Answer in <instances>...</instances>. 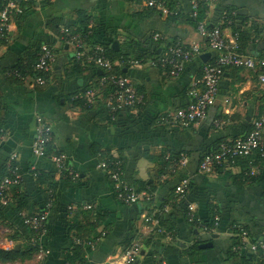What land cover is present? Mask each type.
<instances>
[{
	"label": "crops",
	"instance_id": "0c3cea01",
	"mask_svg": "<svg viewBox=\"0 0 264 264\" xmlns=\"http://www.w3.org/2000/svg\"><path fill=\"white\" fill-rule=\"evenodd\" d=\"M190 5V0H175L170 17L145 7L142 0H42L14 18L8 36L0 40V135L4 138L0 181L13 152L23 180L8 191V206L0 203V249L17 245L22 252L28 249L32 232L24 216L44 208L47 190L57 181L56 201L42 238L50 254L39 262L36 253L32 258L39 264L69 263L66 256L75 241L95 239L101 232L106 234L94 247L81 246L79 264L119 261L136 240L143 243L138 264H259L249 250L239 254L233 247L239 242L235 226L245 227L252 241H264V160L247 181L239 166L199 172L203 153L246 134L252 120L264 113V85L258 72L227 68L216 100L199 125L184 129L160 122L166 112L187 106L188 88L200 79L203 65L215 58L187 16L192 14ZM225 13L233 17L225 34H237L245 55L264 59V0H215L203 13V22L215 26ZM81 24L92 30L96 43L106 45L108 53L130 57L117 67L141 99L134 109H121L128 113H121L117 123H110L102 110L111 89L100 86L101 72L75 64L73 47L57 34L63 29L79 33ZM156 34L162 35L161 43L154 40ZM172 43L199 45L209 56L187 63L175 78L147 64H130L139 57L149 59L156 47L160 53ZM43 45L56 53L46 83L37 85L31 77L14 81L12 69L31 63ZM90 90L95 92L92 104ZM38 116L53 128L50 154L65 156L67 166L79 172V181L62 178L52 161L34 155ZM171 152L186 154L175 172L165 164ZM103 153L123 161L126 182L143 193L138 204L125 205L116 198L111 181L98 167L106 158ZM41 174L55 179H45L41 185ZM183 180L190 186L184 200L188 209L175 191ZM189 206L197 224L190 219ZM213 216L217 225L206 232L203 225ZM151 217L159 220L164 232L153 230ZM208 243L210 248L202 247Z\"/></svg>",
	"mask_w": 264,
	"mask_h": 264
},
{
	"label": "built area",
	"instance_id": "2783aa9c",
	"mask_svg": "<svg viewBox=\"0 0 264 264\" xmlns=\"http://www.w3.org/2000/svg\"><path fill=\"white\" fill-rule=\"evenodd\" d=\"M42 0H0V39L8 36L10 27L15 17L22 15L27 4L37 5ZM215 0H191L192 17H197L198 11L203 6L210 7ZM173 0H142L145 7L157 10L165 15L173 14L171 3ZM232 16L225 13L221 21L208 28L205 22L198 24V33L202 35L207 42V50L215 52V58L204 64L201 69V77L193 83L187 90L189 102L186 107L174 111L166 112L160 117V122L168 127L189 128L199 125L207 118L208 109L215 102L218 95L219 84L222 75L227 68H243L258 72V79L264 85V59H255L245 55L242 52L237 34L229 37L224 29L232 25ZM62 41L72 46L74 57L82 66L96 67L102 73L99 75V84L101 87H108L111 93L108 94L104 104L112 117L121 109L132 110L140 102V95L137 89L132 85L129 78L125 75L114 72V63L106 53V49L100 45L89 47L83 34L71 33L67 29L62 31ZM154 40L163 41L161 34H156ZM205 52L199 45L186 46L182 43H172L156 56L149 59L132 60L131 65L147 64L156 67L172 78L178 77L187 63L199 58ZM55 49L43 45L40 47L38 60L35 66L37 76L34 79L35 84L44 85L46 76L50 73L55 61ZM13 74L23 81L25 80L16 71ZM89 103L92 104L95 99V92L88 91ZM37 132L33 143V153L40 158H46L52 161L57 172L62 178L72 180L80 179L79 172L67 166L65 156L59 154H50L48 148L53 141V128L51 124L43 117L38 116ZM252 129L248 134H244L232 140L222 142L218 148L211 154L206 155L199 165V172L204 174L214 173L219 170L231 169L237 167L240 161L246 162L243 180L247 181L253 176L254 169L260 164L257 160L264 159V113L258 114L251 122ZM4 138L0 135V146ZM170 155H168V158ZM186 159V154H181L179 159H172L171 171L175 172ZM104 175L111 181L113 192L116 198L123 204L132 205L141 200L143 193L137 191L135 187L128 184L125 180V170L123 161L118 157H106L98 164ZM6 173L0 181V203L7 205L9 202L8 191L12 187H18L22 184L23 176L18 165V155L13 152L5 165ZM188 189V181L183 180L176 188V194L183 198ZM55 195L50 192L44 208L36 211L32 215L24 216V224L32 232L30 243L37 248V258L43 262L50 254V251L44 248L42 238L47 232V221L50 212L55 204ZM88 209L91 206H87ZM193 208L189 206L191 212ZM191 221H194L193 212L189 213ZM150 223L154 224L153 230L159 233L164 232L160 228L159 220L155 217L149 218ZM218 218L212 225H203L206 232L212 231L217 225ZM236 236L239 242L234 245L233 251L242 253L249 250L254 254L259 264H264V241H252L248 230L243 226H235ZM105 232L92 240L75 241L79 246L94 247L105 236ZM143 250V243L136 240L125 250L119 261L111 260L107 264H138ZM72 264V263H67Z\"/></svg>",
	"mask_w": 264,
	"mask_h": 264
},
{
	"label": "trees",
	"instance_id": "16d2710c",
	"mask_svg": "<svg viewBox=\"0 0 264 264\" xmlns=\"http://www.w3.org/2000/svg\"><path fill=\"white\" fill-rule=\"evenodd\" d=\"M173 4H175V0H173V2L171 3V8H172V5ZM33 7L34 6H32L30 4H27L26 7H25V11H24L23 14H25V12H27L30 9H32ZM190 7H191V5H190ZM206 9H207L206 6H203L202 8H200L199 11H198L197 17H195V18L192 17L191 14L187 15V16H189V19H191L193 21V23L195 24L196 27H198V24L200 22H203L204 21L203 13L206 11ZM154 11L158 12L157 10H154ZM172 11L174 12V10H172ZM158 13H161V12H158ZM173 15L174 14H170L168 16L173 17ZM232 20H233V17H232ZM207 26H208V28H212L214 26V24L211 25L210 22L207 21ZM235 31L237 33H240V32H238L239 31V28H235ZM78 32H80L81 34H83V36L86 38V41H87V44H88L89 47H94V46H97V45H100V46L104 47L106 49V53H107L108 57L114 63V66H115L114 67V72L115 73H118V74L119 73H122V70H120L117 67V63L120 62V61H122V60H128V59H130V57H122L121 56V57L118 58L117 55H115V52L111 51V53H108V49H107V47H106V45L104 43L99 42L98 40H97L98 43H96L94 41L95 40V36H94L92 30L88 29L85 24H83V25L81 24L80 26H78ZM57 34H58V36L60 38L62 37V34H59V32ZM0 40H4V39H0ZM39 50H40V48H38V50L36 51V54L33 57V60L31 61V63H29L27 65H23V63H19L15 68L12 69L10 76L14 79V81H16V82H22L23 81L22 79L17 78L13 74V72H15V71L17 73H19L22 77H24V79H26V77H31L32 79H35L36 78L37 72L35 71V66H36V63H37V60H38ZM158 54H159L158 47H156V49H154L153 51L150 52V57L149 58H152V57H154V56H156ZM73 59H74V63L75 64H77L78 66H82L81 64H79L76 61L75 57ZM142 59L143 58L139 57V58H136L135 60H142ZM83 67L92 69V71H94L96 74L99 73V70L96 67H91V66H83ZM47 77L48 76H46V80H47ZM102 110L105 113L106 119L110 123H112V122H116V123L119 122L120 117H121V113H124V112H127L128 113V111H129V110L128 111L127 110H120L116 114V118L114 120H112V117L109 114V112H108V110H107V108H106V106H105L104 103H103ZM126 115H128V114H126ZM251 129H252V126H251L250 130L246 134H248L251 131ZM220 144H218L215 148L209 149L208 151H206L205 153H203L201 155V157H200L199 165H200V162L202 161V159L206 155L211 154L212 152H214L218 148V146ZM49 150H50V146L48 148V152H49ZM49 153H51V152H49ZM183 153H185V152H171L169 158L165 157L166 168L167 169L169 168V170H170L172 168L171 160L172 159H176V160L179 159L180 158V155L183 154ZM101 155L104 156V157H106V153H103ZM7 160H8V158L6 159L4 165H6ZM263 160H261V161L260 160H257V164L260 163V162H262ZM238 166L241 167L242 169H245L246 166H247V163L246 162H243V161H240L239 164H238ZM4 168H5V166H4ZM48 178H52V176L51 175H47V174L38 175V182L42 185L44 183V180L45 179H48ZM52 179H55V178L53 177ZM56 187H57V181L54 182V184L51 185L48 188L47 193H46L47 198H48L49 192L55 193ZM189 187L190 186H188V189H189ZM175 190H176V188H175ZM137 191L140 192V193H142V191L139 190V189H137ZM186 196H187V191L184 194L183 198H180V201L183 202L182 204H184V205H185L184 200H185ZM140 201H138V202H136V203H134L132 205H136ZM46 202H47V199H46ZM46 202H45V204H46ZM3 206H8V204L7 205H3ZM185 206L188 209V205H185ZM38 210H42V209H35L34 212H32V214H34ZM32 214H30V215H32ZM197 222H198V220H194L193 221L194 224H197ZM214 222H215V217L213 216L211 218L210 223H205V224L206 225H212ZM79 237L80 238H84V239L86 238V236L84 237L83 235L82 236H79ZM81 251H82L81 246H79L76 243H74L71 252L67 253V256H66L67 262H70L72 264H79L77 261L80 259ZM36 253H37V248H35L34 246H32L31 243H30V241H29L28 249L25 252H22L21 250H16V249H12V250L0 249V262L7 263V262H14V261L19 260V259L32 258Z\"/></svg>",
	"mask_w": 264,
	"mask_h": 264
},
{
	"label": "rangeland",
	"instance_id": "374dc122",
	"mask_svg": "<svg viewBox=\"0 0 264 264\" xmlns=\"http://www.w3.org/2000/svg\"><path fill=\"white\" fill-rule=\"evenodd\" d=\"M29 261L28 263H25V264H39L38 263V261L36 260L35 261V259L34 258H25V259H19V260H16V261H14V262H11V263H16L17 261H21V262H26V261ZM21 264V263H20Z\"/></svg>",
	"mask_w": 264,
	"mask_h": 264
},
{
	"label": "water",
	"instance_id": "95a60500",
	"mask_svg": "<svg viewBox=\"0 0 264 264\" xmlns=\"http://www.w3.org/2000/svg\"><path fill=\"white\" fill-rule=\"evenodd\" d=\"M208 56H209V54H204V55H202L201 56V58L203 59V60H205L206 58H208ZM101 72V71H100ZM102 73V72H101ZM213 237H216V236H213ZM212 246V244L211 243H208V244H204L202 247L203 248H210ZM19 248H20V246L19 245H17L16 247H15V249L16 250H19Z\"/></svg>",
	"mask_w": 264,
	"mask_h": 264
}]
</instances>
